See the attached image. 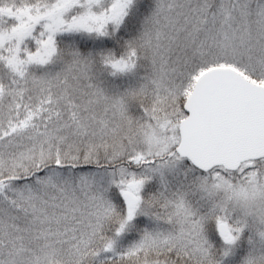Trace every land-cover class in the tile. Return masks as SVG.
<instances>
[{"label":"snow or ice","instance_id":"6c2138e0","mask_svg":"<svg viewBox=\"0 0 264 264\" xmlns=\"http://www.w3.org/2000/svg\"><path fill=\"white\" fill-rule=\"evenodd\" d=\"M0 264H264V0H0Z\"/></svg>","mask_w":264,"mask_h":264}]
</instances>
